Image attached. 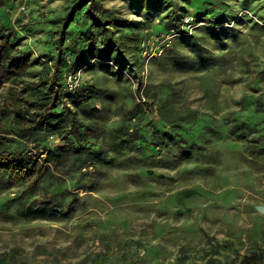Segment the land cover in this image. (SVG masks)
I'll use <instances>...</instances> for the list:
<instances>
[{
	"label": "rangeland",
	"instance_id": "1",
	"mask_svg": "<svg viewBox=\"0 0 264 264\" xmlns=\"http://www.w3.org/2000/svg\"><path fill=\"white\" fill-rule=\"evenodd\" d=\"M76 1L0 0V34L30 55L25 73H4L0 140L14 138L3 115L19 106L26 122L56 56L70 60L57 20ZM100 2L120 21L110 29L121 52L103 58L95 47L63 71L58 105L91 125L86 139L100 153L81 164L75 146L50 164L43 177L48 191L63 190L58 203L39 202L43 177L31 186L0 172V264H242L264 250V151L251 149L264 126L253 114L264 109V0ZM82 16L78 47L98 34ZM236 118L253 133L230 135Z\"/></svg>",
	"mask_w": 264,
	"mask_h": 264
},
{
	"label": "trees",
	"instance_id": "2",
	"mask_svg": "<svg viewBox=\"0 0 264 264\" xmlns=\"http://www.w3.org/2000/svg\"><path fill=\"white\" fill-rule=\"evenodd\" d=\"M195 3H198V1ZM80 10H83V19L87 18L94 21L93 27L98 29V34H92L89 38H86V41L89 43L88 45L84 44L78 47L77 44L81 42L75 36L77 32H81L80 28L82 25L78 18ZM216 18L218 17L212 16L211 22ZM57 22L61 24L59 41L65 38L68 39L69 46L67 48L70 60L66 61L59 55L56 56L53 71H46L45 84H48L49 89L40 98L39 108L35 112L32 114H29V112L24 113L29 117L26 122L19 106L15 107L16 110L13 115L11 113L3 115L4 123L2 124V131L7 133L10 131L14 134V138L10 140L11 143L9 140L3 141L2 138L0 140V144L6 145L5 150H0V172L6 174L10 182H27L28 185L32 186L38 178L43 177L48 172L50 164L57 166L62 163V150L68 151L70 148H75L76 146V161L81 164L87 162L90 156H98L100 153V149H94V145L86 139L87 134L92 130L91 125H85L84 121L79 118L78 113L75 111L70 110L67 118H64V115H62L63 111H58V105L62 99L60 95L63 89L60 78L63 71H73L77 66L81 65L85 54L92 51L95 47L102 49L103 53L100 57L103 58L109 57V52L106 53L105 51L117 50L121 52L120 47L123 42L119 38H114L113 32L110 29L113 24H118L117 26L119 27L120 21L113 17L110 10L105 8L100 0H78L72 4L65 15L59 18ZM72 24L73 27L70 26ZM135 24L130 22L127 23L126 27L132 28ZM167 25L169 28H177L179 23L175 18H172ZM98 35L99 37H97ZM135 39L136 37L133 36L132 40ZM84 46H87L88 49H85ZM15 47L16 43L11 40L10 32L0 34V88L3 83L4 73L10 77L20 75L25 73L30 66V55ZM3 61L6 63L5 70L1 65ZM47 66L44 65V68H47ZM18 102L16 101L14 104L18 105ZM90 103L84 102L79 106L84 110ZM256 107L253 114L262 113V122L264 123V109L259 110ZM252 125L251 120L247 122L236 118L232 121L229 134L239 138L246 137L248 134L253 133ZM40 132L44 133L43 139L37 138V134ZM49 135H59L62 139L68 140L69 144L64 147L49 146V143L45 140ZM254 140L257 141V144L252 146L253 152L264 151V126L256 133ZM26 141L28 144L33 143L34 148L38 150L39 154L36 156L29 155L32 148L28 147ZM39 148H41V152H39ZM41 155L43 156L42 159ZM42 185H44L43 189L45 190L40 192L42 197L39 199L40 203L43 201L45 204H52L62 200V198L59 199L58 197L62 194L63 190L60 191L57 188L56 190L48 191L46 189L48 188V182L45 177H43ZM72 200L71 198L69 203ZM241 263L264 264V250L245 255Z\"/></svg>",
	"mask_w": 264,
	"mask_h": 264
},
{
	"label": "built area",
	"instance_id": "3",
	"mask_svg": "<svg viewBox=\"0 0 264 264\" xmlns=\"http://www.w3.org/2000/svg\"><path fill=\"white\" fill-rule=\"evenodd\" d=\"M186 23H187L186 27H187L188 29L191 28V26H192V25H191V20H190V19H187V20H186ZM67 82H68V85H69L70 87L73 86V80H72V77H71V76L68 77Z\"/></svg>",
	"mask_w": 264,
	"mask_h": 264
}]
</instances>
